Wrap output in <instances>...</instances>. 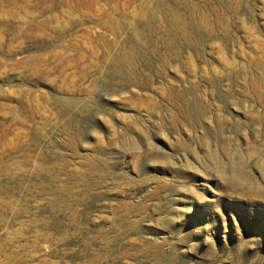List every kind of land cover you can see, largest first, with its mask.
I'll list each match as a JSON object with an SVG mask.
<instances>
[{"label": "rangeland", "instance_id": "374dc122", "mask_svg": "<svg viewBox=\"0 0 264 264\" xmlns=\"http://www.w3.org/2000/svg\"><path fill=\"white\" fill-rule=\"evenodd\" d=\"M183 1L0 0V264H264V105L206 81L264 46V0H228L241 41L190 68L155 53L167 17L220 0Z\"/></svg>", "mask_w": 264, "mask_h": 264}, {"label": "bare ground", "instance_id": "6f19581e", "mask_svg": "<svg viewBox=\"0 0 264 264\" xmlns=\"http://www.w3.org/2000/svg\"><path fill=\"white\" fill-rule=\"evenodd\" d=\"M183 2H185V1H183ZM177 3H179V2H177ZM237 4L238 3H233V2H230L228 0H220L217 5H212L210 8H208L211 10V12H213V14L217 15L216 23H214L210 17V15L212 13L205 12L206 7H205V10L202 11L203 13L200 15L196 14L197 13V11H195L196 9L195 8L193 9V7H192V10L189 13V15L187 13H185L186 12L185 11V12H183L184 14L182 13V14L176 15L174 17H170V18L167 17L168 23H170L171 25H173L174 28H176V29L173 28V31L170 30L173 33V36L175 37L176 41L173 40L175 43H172L173 41L171 42V40H170V43H168L166 45H161V44L157 45L156 44L157 47L155 48V53L158 54V56H159L158 59H162L163 61H165L169 56L171 61H174V62L178 61L180 63H182V62L186 63L187 67L190 68L191 65H193V63L192 64L190 63L191 62V60H190L191 55L189 54L190 53L189 51L192 50L195 53L197 52L199 57H200V56H202L203 52L206 51V47L212 46L213 42L217 39H222L224 41L223 44L226 43L225 48L228 49V52L230 54L233 53L234 49L232 48L233 47L232 44H233V42H235L237 40H239V42L241 41L240 37H238L237 33L240 32L241 29L243 30V27L239 26V25L237 27H231V25L227 26L226 24H224V22L221 21L223 12L221 11L222 9H220V8H225L226 6H232L235 9V11L237 12V10L239 8V6ZM183 5H186V4L182 3V6ZM172 6H173V4H172ZM219 6H221V7H219ZM195 7H197V6H195ZM190 9H191V6H190ZM223 11H224V9H223ZM146 12H147V10H146ZM154 19H155V17H154ZM139 24H141V23L139 22ZM144 24H145V22H144ZM148 25H150V24H148ZM144 26H146V25H144ZM233 26H234V24H233ZM144 29H145V27H144ZM154 30H156V29H154ZM255 30L260 31L261 29H260V27H256ZM148 33H149V31H148ZM158 33H159V31H158ZM254 37H255L254 38L255 44L251 45L252 52H250L248 55V58H247L248 64L247 65L239 64V63L234 64L232 61H230L228 59H225V60L222 59L223 68L222 69L212 68V71H210V73L211 72L212 73L210 75L206 76L207 77L206 81L208 83L214 82L216 84L217 83L219 84V92L222 95L223 102L225 101L226 103H233L234 105H240V104H242V99H241L240 94L248 95V90L250 89L251 92H253V96H254L252 99L255 102H258V103L260 102L262 105H264V46L260 45L258 37H256V36H254ZM161 38L162 37H160L159 39H161ZM157 42H158V40H157ZM166 42H169V41H166ZM123 52H124V50H123ZM124 54H125V52H124ZM188 60H190V61H188ZM119 61H120V59L119 60L116 59L114 62L118 63ZM120 63L121 62H119V64ZM121 73H123V72H121ZM241 79H242L243 85L239 84V82H241ZM202 92L203 91L201 89V86L199 84H197L196 81H194L192 79H186V82L183 84L182 87H179L175 90H172L170 93H167L166 98H168V99L176 98V104L178 105V108H180L182 111H185V110H183L184 108H182V107H188V106L194 107L195 103H197L199 99L205 98V95L202 94ZM174 102H175V100H174ZM204 102H206V101H199V103L197 105V107H198L197 112L198 113L205 114L206 110H205V107H203ZM227 120H228V117H225V116L223 118H219L217 120L218 128L223 127L224 124L227 122ZM85 176L88 177V175H85ZM82 178H84V177L82 176ZM84 179H85V182H87L86 178H84ZM89 182H87V183H89ZM91 185H93V184H91ZM87 188H90V187H87ZM85 192L87 193V191H85ZM127 209L132 210L131 207H129ZM130 223L132 225H134V221H131Z\"/></svg>", "mask_w": 264, "mask_h": 264}]
</instances>
